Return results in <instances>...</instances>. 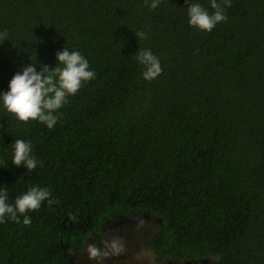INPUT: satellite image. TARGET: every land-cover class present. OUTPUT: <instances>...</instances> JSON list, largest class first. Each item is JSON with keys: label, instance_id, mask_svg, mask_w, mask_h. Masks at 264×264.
Masks as SVG:
<instances>
[{"label": "trees", "instance_id": "1", "mask_svg": "<svg viewBox=\"0 0 264 264\" xmlns=\"http://www.w3.org/2000/svg\"><path fill=\"white\" fill-rule=\"evenodd\" d=\"M190 2L0 0V91L65 48L95 72L52 129L0 105V187L10 203L33 185L53 199L28 225L0 222V264H69L136 213L159 219L144 243L157 261L264 264V0H230L211 31L189 25ZM145 48L162 69L152 80L135 58ZM16 139L36 168L12 164Z\"/></svg>", "mask_w": 264, "mask_h": 264}, {"label": "clouds", "instance_id": "2", "mask_svg": "<svg viewBox=\"0 0 264 264\" xmlns=\"http://www.w3.org/2000/svg\"><path fill=\"white\" fill-rule=\"evenodd\" d=\"M159 0H151L149 7L155 9ZM230 6V0H210L209 12L198 0H192L187 6L188 23L201 30L211 31L218 22L227 19L225 7ZM141 38L145 33L140 32ZM7 33H0V38H5ZM136 60L142 65V76L146 80L157 77L162 69L159 58L148 48L136 53ZM59 64L49 68L43 66L37 70L33 63L23 65L8 81L7 89L0 91V105L9 113L15 115L19 121L36 120L47 128L52 129L58 119V110L67 102V98L77 92L83 82L95 78V72L89 66L88 60L77 49L69 51L67 48L56 53ZM11 162L14 165L23 164L26 169L37 167L38 160L33 153L31 141L16 139L12 145ZM47 201L53 203L51 191L40 185H33L23 193L17 195L14 202H9L8 191L0 187V222L5 218L20 222L23 216V224L30 223V217L26 214L40 208L41 203ZM105 248L112 254L123 251L120 239L111 241L101 240ZM86 251L90 258L101 255L102 249L95 243H90ZM109 253L103 251V255Z\"/></svg>", "mask_w": 264, "mask_h": 264}, {"label": "rangeland", "instance_id": "3", "mask_svg": "<svg viewBox=\"0 0 264 264\" xmlns=\"http://www.w3.org/2000/svg\"><path fill=\"white\" fill-rule=\"evenodd\" d=\"M159 224V219L149 213H136L115 218L106 223L102 234H94L84 249L72 256L69 264H194L195 262L191 261L187 263L169 260L159 263L157 261L153 252L147 249L144 243L157 232ZM116 238L121 240L123 251L119 254H112L110 249L101 244V240L111 241ZM90 243L101 247L102 252L99 257H89L86 248ZM103 251L109 254L104 256Z\"/></svg>", "mask_w": 264, "mask_h": 264}, {"label": "flooded vegetation", "instance_id": "4", "mask_svg": "<svg viewBox=\"0 0 264 264\" xmlns=\"http://www.w3.org/2000/svg\"><path fill=\"white\" fill-rule=\"evenodd\" d=\"M126 216H131V215H126ZM175 262H179V261L176 260ZM159 263H160V261H159Z\"/></svg>", "mask_w": 264, "mask_h": 264}]
</instances>
